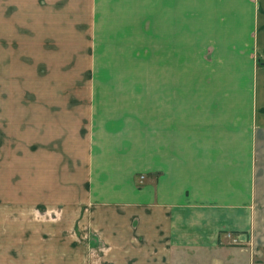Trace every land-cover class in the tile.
<instances>
[{"label": "crops", "instance_id": "obj_1", "mask_svg": "<svg viewBox=\"0 0 264 264\" xmlns=\"http://www.w3.org/2000/svg\"><path fill=\"white\" fill-rule=\"evenodd\" d=\"M13 1L57 28L90 20L95 36L138 39L155 105L170 100L83 112L37 138L82 169L53 196L91 264H264V0H0L1 32Z\"/></svg>", "mask_w": 264, "mask_h": 264}, {"label": "rangeland", "instance_id": "obj_2", "mask_svg": "<svg viewBox=\"0 0 264 264\" xmlns=\"http://www.w3.org/2000/svg\"><path fill=\"white\" fill-rule=\"evenodd\" d=\"M11 7V29L0 31V264H91L70 202L53 196L60 186L73 189L82 169L64 155L67 144L58 142L56 154L37 138L83 112L169 111L170 100L155 105L153 58L136 51L146 49L138 39L95 36L84 28L94 27L90 20H61L57 28L53 14L40 20L35 11L20 15L14 1Z\"/></svg>", "mask_w": 264, "mask_h": 264}, {"label": "trees", "instance_id": "obj_3", "mask_svg": "<svg viewBox=\"0 0 264 264\" xmlns=\"http://www.w3.org/2000/svg\"><path fill=\"white\" fill-rule=\"evenodd\" d=\"M258 65H260V66H264V62L262 61V60H258Z\"/></svg>", "mask_w": 264, "mask_h": 264}, {"label": "built area", "instance_id": "obj_4", "mask_svg": "<svg viewBox=\"0 0 264 264\" xmlns=\"http://www.w3.org/2000/svg\"><path fill=\"white\" fill-rule=\"evenodd\" d=\"M142 179H144V177H142ZM228 236H229V237H233V235H232V234H228Z\"/></svg>", "mask_w": 264, "mask_h": 264}]
</instances>
